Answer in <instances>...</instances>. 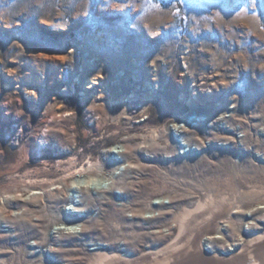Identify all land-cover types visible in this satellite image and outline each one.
I'll list each match as a JSON object with an SVG mask.
<instances>
[{
	"label": "rangeland",
	"instance_id": "374dc122",
	"mask_svg": "<svg viewBox=\"0 0 264 264\" xmlns=\"http://www.w3.org/2000/svg\"><path fill=\"white\" fill-rule=\"evenodd\" d=\"M253 110L264 118V0H0V189L9 186V165L18 160L26 138L47 130L45 121L52 117L61 121L52 124L43 146L46 170L58 168V160L66 167L74 158L80 165L87 157L104 160L107 167L122 164L118 139L157 128L154 168L140 171L129 194L143 200L159 190L170 200L173 195L178 211L197 201L187 196L199 193L195 184L225 178L231 161L239 162L240 150L233 148L241 147L244 134L238 125ZM182 125H199L193 129L201 147L193 140L189 146L177 131ZM225 133L235 137L234 144L222 145ZM107 149L112 159H105ZM33 157H40L38 148ZM96 178L89 180L106 184ZM72 195L79 200V193ZM154 196L153 204L159 201ZM70 202L67 212H73ZM111 210L105 207L106 219ZM153 214L158 216L148 211L145 218ZM174 221L164 213L149 225L142 221L143 228L128 225L126 235L137 234L141 263L150 249L205 235V222L190 223L181 235ZM77 257L71 264H82Z\"/></svg>",
	"mask_w": 264,
	"mask_h": 264
},
{
	"label": "bare ground",
	"instance_id": "6f19581e",
	"mask_svg": "<svg viewBox=\"0 0 264 264\" xmlns=\"http://www.w3.org/2000/svg\"><path fill=\"white\" fill-rule=\"evenodd\" d=\"M144 99L140 113H145L148 106L149 99ZM119 105L120 113L129 118L123 101ZM90 109L92 107L87 108L89 113ZM254 112H250L251 117H245V124L239 122L238 125L243 129L244 136L238 140L242 145L232 148L240 150L239 162L231 161L225 178L207 177L195 184L199 193H187V196L197 201H188L189 206L178 211L173 209V195L170 200L168 195L158 194L159 190H153L155 192L143 200H134L129 194L139 181L140 171L154 168L150 158L156 150L157 128L143 136L129 134L118 139L122 164L107 167L106 161L87 157L86 163L80 165L74 158L66 167L58 160V168L46 170L50 164L43 146L49 142L52 124H60L61 119L52 117L51 121H45L47 130L33 131L26 138L18 160L9 165V186L0 189V264H49L44 254L53 264H71L74 256L80 257L82 264H264V164L260 161L264 160V138L258 137L259 133L264 135V118ZM198 126L182 125L177 129L178 133L186 135L189 146L192 140L194 146L203 145L199 131L193 129ZM188 134L192 137H187ZM220 136L222 145L235 142V137L228 138L227 133ZM165 142L162 149L167 151L170 146ZM35 147L40 157L34 159ZM111 152L106 150L105 159H112ZM141 152H144L141 157L144 162L139 159ZM23 168L26 169L21 172ZM99 176L105 178L106 184L89 180H98ZM81 179L84 182H80ZM72 191L80 194L79 200L70 196ZM152 195L159 197L155 204ZM165 198H169L168 202ZM69 202H75L73 212H67L65 205ZM107 205L112 208L108 219L103 214ZM148 211H157L158 216L145 218ZM164 213L173 215L174 225L181 235L185 228L190 229V223L200 226L205 222V235L199 240L188 238L180 246L175 241L158 251H150L155 248L153 245L141 263L137 234L126 235L125 231L129 224L138 223L137 227L143 228L142 221L145 225L159 221ZM61 224L70 227L62 228ZM54 225L59 226L48 235L47 230ZM168 234L171 235V228ZM81 237L86 240L79 246L77 242Z\"/></svg>",
	"mask_w": 264,
	"mask_h": 264
}]
</instances>
